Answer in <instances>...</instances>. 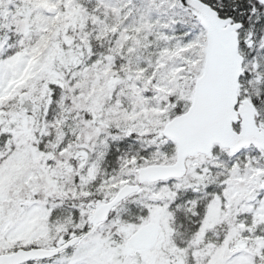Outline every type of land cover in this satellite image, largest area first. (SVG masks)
I'll list each match as a JSON object with an SVG mask.
<instances>
[{"label":"snow or ice","instance_id":"snow-or-ice-1","mask_svg":"<svg viewBox=\"0 0 264 264\" xmlns=\"http://www.w3.org/2000/svg\"><path fill=\"white\" fill-rule=\"evenodd\" d=\"M0 264H264V0H0Z\"/></svg>","mask_w":264,"mask_h":264}]
</instances>
